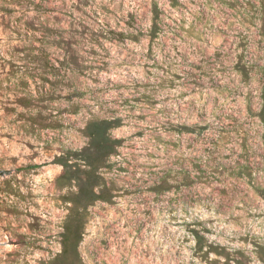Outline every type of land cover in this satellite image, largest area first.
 Masks as SVG:
<instances>
[{
    "label": "rangeland",
    "instance_id": "1",
    "mask_svg": "<svg viewBox=\"0 0 264 264\" xmlns=\"http://www.w3.org/2000/svg\"><path fill=\"white\" fill-rule=\"evenodd\" d=\"M96 118L122 142L83 264H264V0H0V264L62 252L57 157Z\"/></svg>",
    "mask_w": 264,
    "mask_h": 264
},
{
    "label": "trees",
    "instance_id": "2",
    "mask_svg": "<svg viewBox=\"0 0 264 264\" xmlns=\"http://www.w3.org/2000/svg\"><path fill=\"white\" fill-rule=\"evenodd\" d=\"M152 25L149 29L150 36L156 37L162 29L161 9L158 3L152 7ZM120 119H93L87 125L89 144L85 150H70L66 154L57 157V163L64 167L61 179L72 182L77 181L79 189L73 197L68 220L63 231V250L51 264H83L79 254V245L82 239V226L84 223L86 209L98 200L108 201L112 194L102 186L103 167L111 155L115 154L121 145V139L114 137L112 128L120 126ZM188 132L201 133L205 126L191 124L185 126ZM193 179L189 176V183ZM100 188L97 190L96 187ZM196 238L201 248L204 246L205 237L196 231ZM225 264H230L226 262Z\"/></svg>",
    "mask_w": 264,
    "mask_h": 264
}]
</instances>
